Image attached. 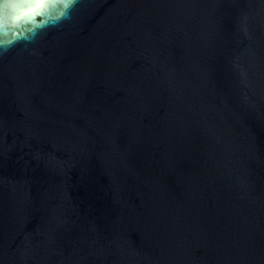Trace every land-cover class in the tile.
<instances>
[{
	"label": "water",
	"instance_id": "water-1",
	"mask_svg": "<svg viewBox=\"0 0 264 264\" xmlns=\"http://www.w3.org/2000/svg\"><path fill=\"white\" fill-rule=\"evenodd\" d=\"M0 0V264H264V0Z\"/></svg>",
	"mask_w": 264,
	"mask_h": 264
},
{
	"label": "snow or ice",
	"instance_id": "snow-or-ice-1",
	"mask_svg": "<svg viewBox=\"0 0 264 264\" xmlns=\"http://www.w3.org/2000/svg\"><path fill=\"white\" fill-rule=\"evenodd\" d=\"M71 0H69V3ZM45 7V0H25V2L14 3V4H5V9L19 10L27 8L29 12H35L41 10Z\"/></svg>",
	"mask_w": 264,
	"mask_h": 264
}]
</instances>
